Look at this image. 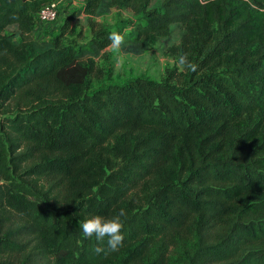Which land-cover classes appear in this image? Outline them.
I'll return each mask as SVG.
<instances>
[{
	"label": "trees",
	"instance_id": "trees-1",
	"mask_svg": "<svg viewBox=\"0 0 264 264\" xmlns=\"http://www.w3.org/2000/svg\"><path fill=\"white\" fill-rule=\"evenodd\" d=\"M50 1L0 0V264H264V0H109L141 15L136 38L180 25L175 54L197 69L96 88L86 56L117 31L63 36L104 0L38 44ZM121 208L117 250L83 236Z\"/></svg>",
	"mask_w": 264,
	"mask_h": 264
},
{
	"label": "rangeland",
	"instance_id": "rangeland-1",
	"mask_svg": "<svg viewBox=\"0 0 264 264\" xmlns=\"http://www.w3.org/2000/svg\"><path fill=\"white\" fill-rule=\"evenodd\" d=\"M58 14L50 21L32 27L31 38L38 44L49 41L60 30L65 17L81 7L82 0H57ZM160 0H153L151 7H158ZM88 19L95 24H101L108 29L116 30L124 36L119 48H114L112 42L97 55L88 54L95 65L94 74L89 78L91 88L109 83H123L137 76L160 80L168 69L181 70L175 48L180 41L183 28L172 25L168 36L136 38L134 26L143 22L141 15L132 14L125 9L112 5L104 0L97 13L88 17L81 13L71 22L63 36V41L73 47L88 46L91 30ZM7 34L14 40H19L16 26L10 25Z\"/></svg>",
	"mask_w": 264,
	"mask_h": 264
},
{
	"label": "clouds",
	"instance_id": "clouds-1",
	"mask_svg": "<svg viewBox=\"0 0 264 264\" xmlns=\"http://www.w3.org/2000/svg\"><path fill=\"white\" fill-rule=\"evenodd\" d=\"M111 40L114 48H119L124 36L121 34L113 33L111 35ZM180 65H186L191 71H196L197 64L194 62H189L186 56L181 55L178 59ZM125 216V211L123 208L112 215L111 217H105L99 214L92 215L80 224V229L84 237H95L96 241H101L107 237V249L117 250L124 239V235L121 231L123 228V217ZM97 254L105 252V248L97 245L94 248Z\"/></svg>",
	"mask_w": 264,
	"mask_h": 264
},
{
	"label": "built area",
	"instance_id": "built-area-1",
	"mask_svg": "<svg viewBox=\"0 0 264 264\" xmlns=\"http://www.w3.org/2000/svg\"><path fill=\"white\" fill-rule=\"evenodd\" d=\"M58 14V1L51 0L34 13V26L53 20Z\"/></svg>",
	"mask_w": 264,
	"mask_h": 264
}]
</instances>
